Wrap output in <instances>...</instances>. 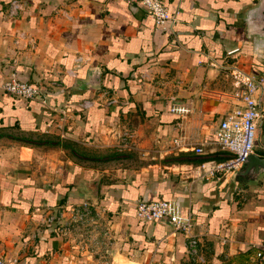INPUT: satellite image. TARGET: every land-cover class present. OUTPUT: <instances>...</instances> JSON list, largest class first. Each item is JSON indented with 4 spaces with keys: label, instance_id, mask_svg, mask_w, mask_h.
I'll return each mask as SVG.
<instances>
[{
    "label": "crops",
    "instance_id": "obj_1",
    "mask_svg": "<svg viewBox=\"0 0 264 264\" xmlns=\"http://www.w3.org/2000/svg\"><path fill=\"white\" fill-rule=\"evenodd\" d=\"M12 1L0 0V83L14 72L48 95L27 101L0 87V264H196L185 234L135 217L139 198L172 199L191 213L201 264H264V172L204 177L199 167L228 154L213 139L235 103L226 95L233 67L264 74V36L250 31L259 0H161L176 11L163 26L124 0ZM91 67L98 87L85 84ZM257 97L252 152L264 157V82ZM84 98L106 114L80 107ZM133 111L143 123L132 134L156 138L145 152L159 157L169 142L178 155L166 171L155 159L113 180L51 159L47 137L113 136ZM47 213L59 220L45 222Z\"/></svg>",
    "mask_w": 264,
    "mask_h": 264
},
{
    "label": "built area",
    "instance_id": "obj_2",
    "mask_svg": "<svg viewBox=\"0 0 264 264\" xmlns=\"http://www.w3.org/2000/svg\"><path fill=\"white\" fill-rule=\"evenodd\" d=\"M127 3H138L144 7L155 25L163 26L167 21L174 18L175 12L168 10L161 0H124ZM17 3L12 1L11 8H16ZM231 51V50H230ZM229 51V52H230ZM235 86L226 92V95L235 99L234 105L227 110L218 120L214 128L213 143L228 154L221 159L212 157L206 158L199 163L203 176L223 177L232 174L238 169L248 153L253 151L256 130L259 121L263 117V111L259 104L257 94L264 82V74L243 72L233 67L230 72ZM0 87L15 98L27 101L46 103L48 90L41 85L19 79L14 72H10L0 83ZM113 98H107L105 104L113 102ZM79 106L86 108L91 106V100L81 99ZM51 107V106H50ZM196 153H201V146L193 148ZM83 205L80 212H77V219H80L88 212ZM76 212L70 215L71 219ZM134 215L142 221L165 219L173 229L185 234L186 253L189 259L196 264H201L203 258L198 251V239L191 232V213L182 214L179 204L172 199L139 198L135 202ZM60 217V213L50 216V220ZM259 255V252H257Z\"/></svg>",
    "mask_w": 264,
    "mask_h": 264
},
{
    "label": "rangeland",
    "instance_id": "obj_3",
    "mask_svg": "<svg viewBox=\"0 0 264 264\" xmlns=\"http://www.w3.org/2000/svg\"><path fill=\"white\" fill-rule=\"evenodd\" d=\"M140 123H143V120L135 116L133 111L122 119V124L116 131H113V136L109 135V131H106L107 136L105 137L97 135V137H91L89 140L83 135H76L77 133L74 136L60 135L58 138L47 137L46 145L53 149L50 153L53 154L51 159L54 160V163L55 159H63L62 164L67 167H87L91 172L99 173L102 176L113 173V180L117 179L116 175L125 174L131 170L150 169L148 162L155 159L157 160L153 162L158 163V165L155 164L153 168L166 171L167 167L163 165L176 161L174 157L178 155L174 153V149H169V142L168 144L166 142L165 152L159 157H157L158 152H145L143 148L148 146L150 142L155 143L156 138L153 136L150 141H147L148 136L133 135L132 127ZM135 137L139 139L138 143L140 144L133 143ZM38 153L45 154L46 152L41 150ZM153 155L155 156L152 157ZM51 215L53 213H47L45 222L59 220L58 216L51 221Z\"/></svg>",
    "mask_w": 264,
    "mask_h": 264
},
{
    "label": "water",
    "instance_id": "obj_4",
    "mask_svg": "<svg viewBox=\"0 0 264 264\" xmlns=\"http://www.w3.org/2000/svg\"><path fill=\"white\" fill-rule=\"evenodd\" d=\"M251 23L253 25L252 33H256L264 36V0H259L256 8L252 9L251 12ZM86 85L99 86V71L91 67L87 70V79L85 82ZM264 172V157L259 156L254 152H250L244 158L240 167L236 169L232 174L235 175H249L252 178H255L260 173ZM99 178L94 176L91 180L88 181L91 192L89 196L95 198L97 194V184Z\"/></svg>",
    "mask_w": 264,
    "mask_h": 264
},
{
    "label": "trees",
    "instance_id": "obj_5",
    "mask_svg": "<svg viewBox=\"0 0 264 264\" xmlns=\"http://www.w3.org/2000/svg\"><path fill=\"white\" fill-rule=\"evenodd\" d=\"M89 110H95V112H100V113L106 114V108H104L102 106H98L96 103H94L91 106H89L87 108V112H89ZM48 202L49 203H53V201H48Z\"/></svg>",
    "mask_w": 264,
    "mask_h": 264
}]
</instances>
